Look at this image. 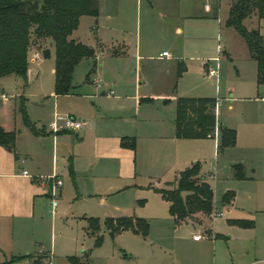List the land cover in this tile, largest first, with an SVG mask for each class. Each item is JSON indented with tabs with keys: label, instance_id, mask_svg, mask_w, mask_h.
Masks as SVG:
<instances>
[{
	"label": "rangeland",
	"instance_id": "obj_1",
	"mask_svg": "<svg viewBox=\"0 0 264 264\" xmlns=\"http://www.w3.org/2000/svg\"><path fill=\"white\" fill-rule=\"evenodd\" d=\"M98 1L101 9L98 16L82 17L72 36L94 46L95 50L94 57H85L74 69V91L78 95H56L53 48L49 56L41 47L30 48L26 79L18 74L0 78V122L16 132L15 147L19 151L37 149L52 156L50 141L38 139L36 131L15 109L18 95L26 96L29 119L38 131L48 125L55 111L73 114L81 111L83 118L91 122L84 140L69 138L66 143L67 151H76L79 155L75 165L80 166L83 174L77 178L78 185L64 179L66 186L55 216L51 197L43 201L44 219L38 225L37 234L42 243L37 250L43 248L51 254L43 252L39 258H43V264H48L50 257L51 264H74L71 257L79 258L80 264H85L87 258L90 264H264V222H258L251 214L246 218L255 220L254 225L232 226L229 219H233L236 211H227L222 205L227 187L237 182L231 177L232 164L244 159L251 171L263 163L264 124L258 125L255 120L249 121L251 126L247 124V108H254L250 100H237L236 110L230 114L239 121V143L220 152L217 188L211 183L219 201L212 220L200 224L189 219L177 224L159 191L175 189L181 172L193 164L199 162L201 173H205L216 161L214 142L218 136L178 140L171 137L174 96L264 97V83L258 82L257 63L246 38L234 26L226 24L230 1H161L165 6L177 4L187 15H202L205 6L210 5L212 14L222 22L218 38L223 51L219 62L185 60L183 70L176 59L178 51L173 39H161L163 34H169L170 38L175 36L167 26L168 18L160 10L154 11L150 0H143L148 10L140 7L139 0ZM252 20L245 21L248 29L259 28L264 35V19L261 24L257 19ZM138 27L142 35L149 32L157 40L153 49L137 52L132 45L127 54L116 52L118 47L112 46L111 41L127 37L135 42ZM225 50L230 55H225ZM163 51L172 53L173 58L158 59ZM205 63L211 64L210 68H219L217 83L209 76V66ZM96 78L103 79L105 86H111L115 94H105L108 88H99L94 82ZM172 78L177 88L171 95L166 89ZM4 93L11 97L9 102L3 101ZM21 97L18 96L19 102ZM160 132L166 137L153 139V133ZM250 135L257 142L253 146L249 142ZM132 140L136 141L135 149L123 145V141ZM207 140H212L211 146ZM67 161H62L60 156L59 166L63 170L74 165L73 160ZM125 164L134 170L133 179L116 176L115 190H108L104 183L108 181L107 175L113 176L115 170ZM113 168H116L114 172ZM237 185L232 189L239 194V204L250 207L247 188L241 186L242 183ZM217 212L226 216H214ZM130 214L149 218L148 235L127 229L118 230L112 236L106 228V217ZM91 218L97 220V228L91 227ZM97 234L104 235L101 245L96 244ZM196 235H201L202 241L195 242ZM6 264L33 263L21 259Z\"/></svg>",
	"mask_w": 264,
	"mask_h": 264
},
{
	"label": "crops",
	"instance_id": "obj_2",
	"mask_svg": "<svg viewBox=\"0 0 264 264\" xmlns=\"http://www.w3.org/2000/svg\"><path fill=\"white\" fill-rule=\"evenodd\" d=\"M163 0H150L152 3V9L155 11L160 10L161 14L164 13L167 16V26L173 31V35L170 38L169 34H163L161 39L163 41L173 39L175 43V47H177V57L179 60V66L181 69H184L185 60H211L214 59L219 62L220 53L223 51V47L221 46L219 40V31L222 26V22L218 18L216 14H212L213 7L211 6V10L207 9V5L205 6L204 13L202 15H187L186 13H182L180 10V6L177 4H173L172 6H165L161 3ZM139 5L143 9L144 7L148 10L147 6L144 4L143 0H139ZM154 4V5H153ZM101 10V9H100ZM100 13V12H99ZM82 19V18H81ZM262 22V21H261ZM261 24V23H260ZM260 26V25H259ZM78 30V29H77ZM76 32V31H75ZM77 39V38H75ZM85 43L83 40L78 39ZM157 40L148 32L146 35H142L140 27H138V31L136 32V40L135 42L127 37L115 38L111 41V45L118 47L116 52H122L127 54L132 47L136 49L137 52L141 51H150L153 49L155 42ZM86 44V43H85ZM133 45V46H132ZM94 47V46H93ZM165 52V51H163ZM163 52L159 54L158 59L173 58L172 53L168 52L169 55H163ZM119 53H116L118 55ZM225 55H230V53L225 50ZM256 63L257 61L254 60ZM204 65H207L206 63ZM211 64H208L209 69ZM216 68V67H215ZM30 69V67H29ZM219 70V68H217ZM258 70V63H257ZM29 72V71H28ZM220 75V74H219ZM210 76V75H209ZM216 83L219 80V76H210ZM103 80V79H102ZM104 82V81H103ZM219 83V82H218ZM106 84H104L105 86ZM168 89L166 92H170L168 94H175L176 91V82L175 78L169 81ZM108 88L105 94L111 89V86H105ZM78 95L75 91L73 93L67 95ZM115 94V92H114ZM112 94V95H114ZM21 101L19 102L18 96H21ZM16 96L15 109L21 113L19 107L22 102H25L27 106V98L24 94ZM57 95V94H56ZM60 96V95H59ZM179 97L185 96H174V122H173V135L171 137L173 139H189V138H179L176 136V116H177V99ZM221 101L220 105L217 109V119L218 124L221 127H228L236 130L237 138L239 143V121L236 122L234 118L231 117V113L236 110V102L237 100H245L248 102L250 100L254 105V108H247V112L245 113L246 118L248 120L247 124L249 126L252 125L250 120H255L258 125L264 124V97L257 96L255 98H246V97H237V98H223L221 96L218 97ZM11 99L3 100L5 102H9ZM166 100L171 101V98H167ZM250 103V102H249ZM59 115L62 117L72 116L76 119L84 122V126L80 129L72 130L66 129L59 132H53L50 128V123L55 119V117ZM84 113L81 111H77V114L68 113V112H59L55 111L48 125H44L43 128L38 131L36 126L33 125L34 131H36V136L38 139L48 140L50 141V151L51 157L47 154H44L42 151L37 149H29L26 148L23 151H19L16 147L15 151H10L4 146L0 145V264H6L10 262H15L19 260H15V257L25 256L22 259H26L33 264H43V258H39L41 255V250H37L38 244L42 243L39 241L38 234V225L43 221V208L42 204L45 199H49L51 197V209L52 214L55 216L57 212L53 211V200L54 198H59L63 196L65 190V178L69 180L71 183L77 184V178L79 174H83V170H81L79 165H75L77 158L76 151H67V140L69 138H73L74 141L76 139L84 140L85 136L89 133L91 129V122L86 121L83 118ZM33 124V123H32ZM29 126V125H28ZM7 131H12V129H8L3 126ZM220 127L217 128L214 136L207 137L209 139L218 138L214 142L216 147V161L210 165V169L208 172L200 173L201 177H203L211 186L212 182L215 184L216 188L219 182L218 175V158L220 156V152H224L226 148H221V131ZM238 127V128H237ZM155 134V135H154ZM164 133H153V139L165 138ZM216 136V137H215ZM126 137H124L125 139ZM192 139V138H191ZM195 139V138H194ZM209 146H211L212 140H207ZM17 142V138H16ZM250 144L251 146L254 143H257L252 135H250ZM52 143V144H51ZM236 143V145H237ZM235 145V146H236ZM234 146V147H235ZM34 148V147H31ZM136 148V147H135ZM46 147L44 148V150ZM64 149V150H63ZM66 149V150H65ZM48 155V156H47ZM68 161L73 160L74 165L63 170L59 166V159ZM67 161V162H68ZM241 164L244 167L245 178H237L235 176V165ZM246 160L242 159L239 162H235L232 164V174L231 177L236 179L237 182L235 184L232 183L231 186L227 187L228 191H235V199L231 204L224 205L227 211H231L234 209L236 211V215H234L233 219H229V223L232 226H240L233 222L236 220H248L246 217L254 214L259 221L264 222V156L263 163L260 168L253 167L251 171L248 170ZM112 169V172H114ZM61 170V172H60ZM28 172V174L25 173ZM114 175H107V180L104 182L108 186V190L114 191L113 182L116 179V176H119V179L123 180H132L134 177V170L130 167L129 164H125L124 166H120L119 170H115ZM91 172V171H90ZM214 175V177H211ZM61 179L63 181V185L61 187L55 186V180ZM242 185L246 187L247 198L251 204L250 207H244L239 204V194H237L236 189H232L235 186L238 187ZM78 185V184H77ZM55 187V194L53 193V189ZM213 187V186H212ZM78 188V187H77ZM215 191V190H214ZM78 193L80 194L79 190ZM57 194V195H56ZM216 194L214 199L215 207L219 203L216 200ZM165 200V199H164ZM166 201V200H165ZM167 202V201H166ZM169 205L170 212V203ZM59 207V203H58ZM57 207V209H58ZM215 211V209H214ZM171 214V213H170ZM120 216H137L134 214L130 215H120ZM223 216H226L224 213ZM221 216V217H223ZM108 217H119V216H107ZM141 218H145L149 221V218L143 216H137ZM171 217L175 220V217L171 214ZM192 219L200 224H203L205 221H211L212 217L206 216L202 213L197 214L192 218H188L187 220ZM185 220V221H187ZM255 221V220H253ZM180 224L182 222H177ZM150 223V221H149ZM205 224V223H204ZM125 231V230H123ZM211 231V230H210ZM212 234V233H210ZM195 242L202 241L201 239H195ZM43 247V246H42ZM43 249V248H42ZM44 251L48 254H51L50 250ZM51 259V257H50ZM49 259V261H50ZM21 260V259H20ZM51 264V262H50Z\"/></svg>",
	"mask_w": 264,
	"mask_h": 264
},
{
	"label": "trees",
	"instance_id": "obj_3",
	"mask_svg": "<svg viewBox=\"0 0 264 264\" xmlns=\"http://www.w3.org/2000/svg\"><path fill=\"white\" fill-rule=\"evenodd\" d=\"M229 16L226 24L234 26L249 45L251 56L258 63V82L264 83V35L259 28L250 30L246 20L264 19V0H229ZM98 0H0V78L18 74L25 79L30 67V48L41 47L46 56L55 51V92L57 95L73 93V73L77 64L85 57H94L93 46L78 41L73 33L84 16H98ZM253 21V20H252ZM217 98L179 97L177 99L176 136L179 138H207L214 136L219 126L217 119ZM24 122L34 129L27 113L25 102L19 107ZM221 148L232 147L237 141V132L220 127ZM0 145L15 151L16 132L7 131L0 122ZM124 146L135 149L136 141H123ZM197 162L182 171L175 189L159 190L170 203V213L179 223L199 213L212 217L215 209L214 188L200 175ZM235 176L245 178L244 167L235 165ZM235 191H228L222 199L224 205L235 199ZM91 227L97 228V220L90 219ZM240 226L254 225V221L236 220ZM106 228L112 236L118 230L132 229L148 235L150 223L137 216L106 218ZM103 234H97L96 244L101 245ZM25 256L15 257L20 260ZM74 264H80L77 257H71ZM50 264V261H48ZM85 264H90L87 258Z\"/></svg>",
	"mask_w": 264,
	"mask_h": 264
},
{
	"label": "built area",
	"instance_id": "obj_4",
	"mask_svg": "<svg viewBox=\"0 0 264 264\" xmlns=\"http://www.w3.org/2000/svg\"><path fill=\"white\" fill-rule=\"evenodd\" d=\"M206 7L208 10H211L210 5H207ZM163 55H169V53L167 51H165V52H163ZM209 75L218 77L219 76V70L217 68H210L209 69ZM94 82L99 88L104 86V82L101 78H96ZM107 94L108 95L114 94V90H109L107 92ZM1 97L3 100L8 99V97L5 93L2 94ZM220 103H221V101H220V99H218L217 106H219ZM83 126H84V122H82L81 120L76 119L75 117H72V116L62 117V116L57 115L55 117V119L50 123V128L53 132H59V131L66 130V129L76 130V129L82 128ZM25 173L28 174L27 171H25ZM211 177H214V175H212ZM53 179H56V178L54 177ZM62 185H63V181L61 179L58 178L55 180L56 188L61 187ZM53 193L55 194V187L53 189ZM58 203H59L58 200L56 198H54L53 203H52L54 213L57 212ZM223 215H224L223 212L222 213L217 212V213H215L214 216L217 217V216H223ZM201 238H202L201 235L195 236V239H201ZM43 252H45V251L42 249L40 253H43Z\"/></svg>",
	"mask_w": 264,
	"mask_h": 264
}]
</instances>
